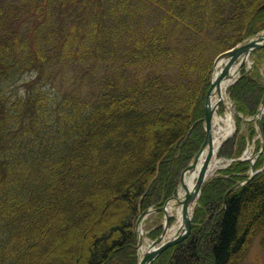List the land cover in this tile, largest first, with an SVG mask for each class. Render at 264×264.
I'll return each mask as SVG.
<instances>
[{
	"label": "trees",
	"instance_id": "16d2710c",
	"mask_svg": "<svg viewBox=\"0 0 264 264\" xmlns=\"http://www.w3.org/2000/svg\"><path fill=\"white\" fill-rule=\"evenodd\" d=\"M262 30L264 0H0V264L43 245L38 264H138L137 217L204 142L215 58ZM259 62L229 89L246 116ZM248 170L204 185L190 235L155 264L239 262L264 231V170L226 197Z\"/></svg>",
	"mask_w": 264,
	"mask_h": 264
},
{
	"label": "bare ground",
	"instance_id": "6f19581e",
	"mask_svg": "<svg viewBox=\"0 0 264 264\" xmlns=\"http://www.w3.org/2000/svg\"><path fill=\"white\" fill-rule=\"evenodd\" d=\"M264 38V33L261 35ZM256 37V38H261ZM254 39H250L249 42ZM246 42V43H249ZM228 58L223 59L219 62V69L223 67L225 63L228 62ZM249 61L248 52L241 55L239 60L234 62L230 69L228 70L226 76L213 87L210 102L213 107H217L220 104L225 106V114L220 115L217 111L214 113L213 118V132H212V141L211 144L207 145L204 150L200 153L195 165L190 171H188L184 176L183 185L181 186L178 196L169 201L166 206V213L168 216H173L175 218V223L170 226L165 234V240H168L172 237H175L183 232L185 229V217L188 218L193 216L194 210L197 205V197L192 200L187 206L185 205V199L187 194H194L195 187L197 183V178L202 167L205 164L206 158L209 155L210 151L213 152L212 160L209 163L207 168L208 177H211L216 171L224 167V159L218 157V149L221 143L235 131V112L231 110L230 105L228 104L227 89L233 83V81L238 77L240 67L244 62ZM219 75V72H216V77ZM248 155H250L248 153ZM151 242L148 239L145 240L142 250L146 252L149 249Z\"/></svg>",
	"mask_w": 264,
	"mask_h": 264
},
{
	"label": "rangeland",
	"instance_id": "374dc122",
	"mask_svg": "<svg viewBox=\"0 0 264 264\" xmlns=\"http://www.w3.org/2000/svg\"><path fill=\"white\" fill-rule=\"evenodd\" d=\"M263 31L264 30H262V32ZM259 53H260L259 56H262L264 54L263 52H259ZM255 57H256V55H253L251 62H253V59ZM247 66L249 67V65H247ZM227 96H228V102H229L228 104L230 105L231 110L235 112V118H236V111L233 107V102L230 99V95H229L228 91H227ZM222 114L223 115L225 114L224 109H222ZM237 127H238L237 136L235 137L234 141H236L238 139V135L241 137H245L246 143H245V147L243 148V150L244 151L247 150V156H252L253 158H255V156L257 155L256 153H258L259 148H258L257 137L251 136V135H253L252 133H254L253 123L252 122L251 123L250 122H244V121L240 120ZM234 148H235V145H234ZM244 151H243V153H244ZM248 153L250 155H248ZM218 157L221 159H224V166H225L227 164V161L229 158L222 156V155H219ZM221 171H222V169H219L218 171H216L214 173V175H212L209 178L211 179L212 177L217 176V174L220 175ZM247 174H248V172H247ZM108 212H110V209L105 210V214H107ZM164 222H165L164 215H160L157 212H153V213L149 214L144 219V221L142 222V228L144 229L143 230L144 231L143 243L145 242L146 239H148L149 242H151L152 240H155L162 233V231L164 229ZM174 223H175V218L173 217L171 224H174ZM61 229H62L61 226L56 227L57 232H61ZM152 235H154V236H152ZM263 240H264V231H260V232H257L256 234L252 235L250 238V242H249V246H248L247 251L245 252V254L242 256V258L239 260V262L237 264H264ZM45 252H46L45 251V245H43L37 250V252L35 254L36 259H35L33 264H38L39 258L45 257L44 256ZM54 264H57V263H54ZM63 264H70V263L68 261H64Z\"/></svg>",
	"mask_w": 264,
	"mask_h": 264
},
{
	"label": "water",
	"instance_id": "95a60500",
	"mask_svg": "<svg viewBox=\"0 0 264 264\" xmlns=\"http://www.w3.org/2000/svg\"><path fill=\"white\" fill-rule=\"evenodd\" d=\"M262 39H263L262 37L259 38V39L258 38L257 39H254L253 41H251L248 44L240 45V46H238L237 48H235L232 51H228V52H225V53L221 54L218 57V59L216 60V62H215V69H217V62L221 58L230 57V60H229L228 64L226 65V67L220 71V76L218 77L217 84L220 82V80L223 77H225V75H226L228 69L230 68V66L232 65V63L236 59H238L244 52L249 51L250 53H253L254 50L264 47V41L261 42ZM213 86H214V84L212 85V87L210 88V90L208 92L207 101H206V117H205V123H206V133H207V136H206V140H205V142H204V144H203V146H202V148L200 150V153L205 148V146L207 144H211V141H212V118H213V112H214V110L210 107V95H211V91L213 89ZM262 107H264V99L262 101ZM258 123L260 125L261 134H262V136L264 138V131L262 129V124H261L260 121ZM199 154L196 156L195 162H196ZM212 155L213 154H212V151H211L210 154L208 155L206 161H205V164H204L201 172H200V175H199V178H198V181H197V184H196V191H195L194 194H188L187 195L186 204H188L189 202H191L196 196H198L200 194L201 187H202V185H203V183H204V181L206 179L207 168H208L209 162H210V160L212 158ZM193 165H191L189 167V169L192 168ZM254 174L255 173H253V175ZM182 181H183V178H182L181 182ZM161 210H165V208L163 207V208L158 209V211H161ZM146 213H148V211H145L141 215V217H140L139 220H141ZM185 222H186V228L183 231V233L180 234V235H178L177 237H175V238L167 241V242H163V238H164V235H165V231H164L163 234L161 235V237H159L156 241L153 242L151 249L144 255V258L142 259V261L139 264H154V260L156 259V257L161 252H163L166 248H168V247H170V246H172L174 244H177L180 241H182L189 234V232L191 230V223H192L191 219L185 218ZM168 224H169V219H168V222H167V226H168ZM155 246H157V247H155Z\"/></svg>",
	"mask_w": 264,
	"mask_h": 264
}]
</instances>
